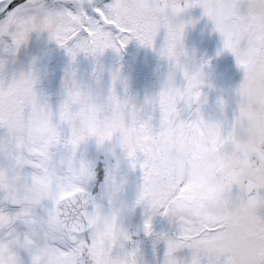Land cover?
Here are the masks:
<instances>
[{
  "label": "snow or ice",
  "instance_id": "1",
  "mask_svg": "<svg viewBox=\"0 0 264 264\" xmlns=\"http://www.w3.org/2000/svg\"><path fill=\"white\" fill-rule=\"evenodd\" d=\"M64 4L0 0V37L11 41L5 51L15 54L32 32H46L64 49L71 69L81 55L96 60L109 49L120 54L135 40L166 60L169 72L159 93L138 110L117 93V70L103 98L102 122L85 109L81 125L83 86L75 71L66 72L63 84L71 85L55 109L38 91L34 70L6 84L0 78V264H140L139 243L117 202L129 216L137 207L144 210L145 235H153L157 215L175 224L173 233L155 237L166 245L162 264H264V0ZM196 7L220 34L217 54L231 52L244 73L230 121L205 117L209 61L190 69L182 60L184 32L192 23L182 16ZM122 104L130 116L121 115ZM217 104L223 111V98ZM89 142L113 156L118 148L128 168L139 171L132 201L125 199L127 179L116 180L119 158L93 193L95 161L82 151ZM215 172L224 204L209 211L197 186Z\"/></svg>",
  "mask_w": 264,
  "mask_h": 264
},
{
  "label": "rangeland",
  "instance_id": "2",
  "mask_svg": "<svg viewBox=\"0 0 264 264\" xmlns=\"http://www.w3.org/2000/svg\"><path fill=\"white\" fill-rule=\"evenodd\" d=\"M45 3L49 7L58 8L62 4L67 6V4H64V0H45ZM202 11L203 10L200 7L191 8L187 14L183 16L185 20H191L193 25L189 30V35H184L185 41L183 47L187 52V55L183 56L182 59L188 67H190L188 64H191V67H199L204 61L207 60V42L204 41L207 37H205L206 35L204 36V33L209 28L207 36L209 32H212L214 36L213 43H216L215 60L221 62V64H223L222 67L224 68V71H220L218 76L225 77L227 79V82L225 83L227 84L226 86L237 89L244 76L243 70L237 65L235 57L231 52L223 51L217 54L218 50L223 46L222 39L220 34L213 30L211 21L206 16L202 15ZM135 43L137 42L132 40L127 45L131 46L132 48V45ZM54 44L55 41L50 40L46 32H32L27 42L22 44L15 53V60L6 66L4 71L0 72V78H2L6 84L8 81H10L13 75H18L22 71L27 72L28 70L33 69L32 66L35 62L39 63V68H42V71L36 73L39 77L37 89L48 99L53 109H55L63 99V81L66 72L70 69L69 60L66 62L64 61L66 56H64V50L53 56L54 49L52 47ZM157 46H159V41ZM6 56H10V53L5 51V48L2 46L0 40V58ZM108 61H111L112 66H115L119 71H122L127 69L131 64H135L137 61L149 65L156 62H161L163 59L159 57L156 51H153V49L147 47H144L140 50H122L120 54H117L112 50H106L97 62H94L90 57L81 55L77 58L76 63L71 67L75 70L78 83L85 87H93L95 92L103 97L107 94L108 89H106V93L103 94L99 86V81L96 79L95 73L98 72V67H101L103 64L104 66L108 65ZM211 71L212 68L206 64L204 66L205 76ZM222 79L224 80V78ZM142 82V80L137 81V84H141ZM226 106V113L223 112L218 116H215L214 120H223L224 118L228 120L230 119L227 103ZM82 151L87 158L95 161L97 182L92 186L91 189L94 194L100 191L107 167L109 165H115L117 158L120 159V172L122 175H127L131 171L118 148L116 149V155L113 156L106 153L105 150L98 149L94 142H89L87 145L82 146ZM131 185V181L127 180L125 199L129 202L135 197V194H133L134 192L132 193ZM139 212L138 215H144L142 208H139ZM133 213L124 220V226L129 232L132 227L137 225V222L134 223L132 221ZM261 214L264 215V210H261ZM138 223L143 224L142 218L138 221ZM175 228V224L172 223L165 227L160 225L159 228H153V235L148 236L143 232L140 237L138 236L136 239H133L138 240L141 243L139 257L140 264H162L166 245L163 241L155 242L156 234L162 232L171 234L175 231ZM184 254L187 255V252Z\"/></svg>",
  "mask_w": 264,
  "mask_h": 264
},
{
  "label": "flooded vegetation",
  "instance_id": "3",
  "mask_svg": "<svg viewBox=\"0 0 264 264\" xmlns=\"http://www.w3.org/2000/svg\"><path fill=\"white\" fill-rule=\"evenodd\" d=\"M23 2H24V0H14V3H16V4H22ZM181 3H183V0H181ZM10 7H11V5H10ZM189 10L190 9H188L183 14V16L186 15ZM183 16H182V18H183ZM3 18H4V14L0 13V20H2ZM192 25H193V23L188 24V26L185 29L184 35L185 34L189 35V30L191 29ZM208 30H209V28H208ZM208 30L204 33V36L206 35L205 37H207V38L210 34V32H209V34L207 36ZM207 38H206V40H207ZM206 40H204V41H206ZM184 41H185V37L183 36V46H184ZM143 48H144V46H141L137 42L134 45H132V48H131V46L127 45L123 50L131 51V50H140ZM64 56H65V59L69 58L66 53L64 54ZM65 59H64V61H65ZM205 60H206V58H205ZM108 63L109 64L106 66H104V64H103L101 67H98V72L102 73V78L99 79L98 81H99V86H100L103 94L106 93L105 92L106 89H109L111 87L112 74L118 70L115 66L111 65L112 64L111 61H108ZM194 64H196V63H194ZM188 65L191 67V64H188ZM168 72H169V65H168L166 60H163L161 62H156L153 64H149V65L145 64V63H141L140 61H137V62H135V64H133V65L131 64L127 69L119 71V74H120L121 78L123 79L124 84H119V83L117 84V86H116L117 93L122 97H130V98H132V99H134L140 103H143L146 97L155 96L159 93V91L161 90V88L164 84V81L168 75ZM222 78H224V80ZM217 79H219V81L214 86L210 87V89H211L210 94L212 95L213 99L215 100L216 105H217V99L218 98H223V100L224 99L226 100V103L228 105V112L230 115V119H229V121H230L232 119L234 111L237 107V101H236L237 97L235 94L236 88L234 89L232 87L226 86L227 84H225V83L227 82L226 81L227 79L225 77L218 76ZM141 80L143 82L141 84H137V81H141ZM177 82L181 83V84L183 83L182 74L177 75ZM125 85H126V87H125ZM226 103H225V107L223 110L224 112L227 110ZM212 109H213L212 112L217 110V108H214V107H212ZM128 178L132 184L131 185L132 193L134 192L133 194H135L136 189H137V185H138L139 179H140L139 171L138 170L137 171H130V173L128 174ZM138 212H139V207H137L135 209L133 216H132L133 217L132 221L134 223L137 222L136 226L140 225L138 223V221L141 218H142V220H144V215L140 216V215H138ZM143 214H144V210H143ZM157 216H155V217H157ZM160 217H161L160 220L157 222L158 228L160 225L161 226L163 225L165 227L171 223L167 217H162V216H160ZM141 235L142 234H140L139 237ZM133 239H136V238H133Z\"/></svg>",
  "mask_w": 264,
  "mask_h": 264
},
{
  "label": "clouds",
  "instance_id": "4",
  "mask_svg": "<svg viewBox=\"0 0 264 264\" xmlns=\"http://www.w3.org/2000/svg\"><path fill=\"white\" fill-rule=\"evenodd\" d=\"M100 57H98L96 60H93L94 62H97ZM15 60V54L10 53V56H6L3 58H0V61H2V64H0V71H4L6 69V66L13 62ZM183 60V59H182ZM184 61V60H183ZM190 69H195L197 67H189ZM69 71H75L74 68L69 69ZM96 79L99 80L102 78V73L96 72ZM119 80L117 81V84H124L123 79L121 78L119 74ZM77 80V79H76ZM78 82V81H77ZM80 84V83H79ZM71 85V81L69 80L66 85L63 84V91H66V88ZM81 85V84H80ZM117 86V85H116ZM106 96V95H105ZM98 95L93 87L83 86V92L81 96L78 98V103L80 104V113L78 115L77 119V125H81L83 123L84 119V113L85 109L90 110L94 115L97 116V119L100 120V114L102 112V104H103V98ZM122 100L127 99L128 97H122L120 96ZM129 104H135L137 106V109L143 105V103H140L134 99H130ZM121 115L128 114L131 115V110L128 105H121L119 109ZM186 163L190 166L191 160L188 157L183 158ZM116 180L118 184H122L126 180V177L123 176L121 173H117ZM198 196H199V202L200 204L206 208L209 211H215L223 206L224 199L221 192V178L218 172L211 173L209 177L206 180H203L198 186H197ZM117 209L119 211V214L121 216L122 220H125L129 217V212L127 206H121L119 202H117Z\"/></svg>",
  "mask_w": 264,
  "mask_h": 264
},
{
  "label": "bare ground",
  "instance_id": "5",
  "mask_svg": "<svg viewBox=\"0 0 264 264\" xmlns=\"http://www.w3.org/2000/svg\"><path fill=\"white\" fill-rule=\"evenodd\" d=\"M213 40H214V36H213V33L210 32L208 38H207V60L206 61H209V63L207 65H209L211 68H212V71L205 76V86H204V93L206 94L207 96V103L204 105V113H205V117L207 119H211V120H214L215 116H218L219 114L223 113L224 111H220V107L219 105L217 104L216 105V102L215 100L213 99L212 95L210 94V87L209 85L214 86L218 81L219 79H217L218 75L220 74V71H224V68L222 67L223 64H221V62H219L218 60H215V44L216 43H213ZM10 37L8 38V36H4L1 40V43L3 45L4 48H6V46L8 44H10ZM54 50V53H53V56L55 54H57L58 52L60 51H63L64 49L60 48L56 43L53 45L52 47ZM52 56V57H53ZM69 59H65V62L68 61ZM39 63H34V65L32 66L33 69L36 73L39 72V71H42V68L40 69V65H38ZM212 107L214 108H217L216 111H213L212 112ZM225 107V106H224ZM224 110V109H223ZM226 118H224L223 120H225ZM228 120V119H227ZM123 176H128V175H123ZM128 179V177H126ZM160 216L158 215L157 217H153V228L155 227H158L157 226V222L160 220ZM26 258V257H25Z\"/></svg>",
  "mask_w": 264,
  "mask_h": 264
},
{
  "label": "water",
  "instance_id": "6",
  "mask_svg": "<svg viewBox=\"0 0 264 264\" xmlns=\"http://www.w3.org/2000/svg\"><path fill=\"white\" fill-rule=\"evenodd\" d=\"M142 229H143V227L141 226V227H139L138 229L133 230V234H134V235H137V232L140 231V230H142ZM138 243H139V242H138Z\"/></svg>",
  "mask_w": 264,
  "mask_h": 264
}]
</instances>
